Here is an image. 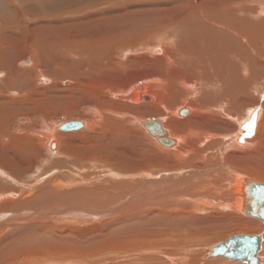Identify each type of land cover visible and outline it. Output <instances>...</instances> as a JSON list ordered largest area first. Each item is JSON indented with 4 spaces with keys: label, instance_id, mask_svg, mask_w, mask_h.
Instances as JSON below:
<instances>
[{
    "label": "rangeland",
    "instance_id": "rangeland-1",
    "mask_svg": "<svg viewBox=\"0 0 264 264\" xmlns=\"http://www.w3.org/2000/svg\"><path fill=\"white\" fill-rule=\"evenodd\" d=\"M47 1L49 0H0V182L4 186L3 190L20 192L32 202L28 204V208L9 211L10 214H21L22 216V218H17L19 223L11 224L14 228L2 227V231L0 227V264H243L225 258L207 256L210 248L234 235L259 236L262 244L264 229H259V225L264 226V222L251 218L240 209L235 214L227 210L217 212L216 216L208 215V217H205L207 214L204 212L199 215L195 214L197 217L204 218L201 220L195 217L194 221L186 220L182 211L172 212L174 216H183L171 224L174 229L172 236L166 231L170 226L169 223H161L159 229L166 227V230L157 232L151 226L153 222L139 221L136 219L137 216L132 217L131 211L126 212L127 218L124 213L121 215L123 218L109 216L108 219L97 217L95 220L84 217L83 222H73L74 225L58 221L57 223L56 220L53 223L51 220L43 222L36 219V212L58 207L59 204V207L75 205L78 208L81 204V207L89 210L92 205L89 206L86 202L87 197H93L88 200H99L102 196L106 198L107 195H111L109 198L115 199L120 195V198L121 194L126 195L124 193H127L128 188L131 195L141 187L137 185L129 187L126 182L131 185L134 182H143L141 178L144 174H140V177L135 173L136 171L143 172L151 165L174 166L177 164L176 161L170 162L172 159L168 156L172 154L168 151V149L171 150L172 145L165 146L150 141V138L158 136H150L139 122L141 120H161L162 122L164 118V124L161 123V126L167 138L171 140L177 138L175 133L177 132L190 138L194 144L190 143L189 146L195 147L197 137L201 135L195 129V124H192L195 121L196 109H198L195 106L200 99L197 95L213 88L210 82L201 84L202 82L192 75L168 66L165 58L156 59L154 57L165 53L162 46L170 50L169 47L173 48L172 45L178 42V37L184 36V33L174 26L168 25L145 34V40L148 43L156 40L161 42V44L157 42L161 54L127 56L129 58L126 61L118 54L115 55L114 51L110 52L108 43L103 41L104 35L118 31L115 19L120 12L124 9L129 12L136 8L127 5L125 0H91L92 3L93 1H107L110 5H93L94 8L83 10L80 13L74 11L77 5L68 7L71 9L63 8L64 5L57 6L52 10L53 7H50V4L53 0L48 2L50 4ZM195 1L197 3L200 0ZM195 1L193 0L194 3ZM235 2L242 8L252 7L256 3L260 7L264 5V0H235ZM85 3L81 5L86 6ZM137 7L142 9L144 6L139 4ZM66 11L73 13L69 14ZM70 25L72 28L68 30ZM248 30L255 33L253 26ZM144 32L145 26L141 25L138 33L143 34ZM159 34L164 35L165 41L158 37ZM143 41L144 38L141 35H134L129 39V46L134 48L137 44L141 45ZM169 41L172 42L169 43ZM56 45L61 49L59 47L57 49ZM104 45L107 46L106 49ZM236 46L239 51L241 49L245 53L249 51L252 62L256 63L252 66L255 70L252 76H245L244 79L237 76L231 77L224 80L226 85L220 87L226 93H230L226 87L234 88L235 91L240 89L237 97L244 103L238 111L244 116L239 115L236 118L235 124H238L246 117L248 119L250 110L252 111L258 105H260V111L261 108L263 109L264 102L260 103V95L264 93V70H262L264 45L260 47L263 50L260 52L256 50L257 48L247 45L245 41L242 43L237 41ZM97 50L101 53L100 59L96 56ZM236 54L238 56L236 57L237 66L229 65L230 69L223 67L224 73L221 75L227 76L233 69L237 74L248 75L242 54L241 56H239L240 53L236 52ZM258 60L262 63L260 64L262 68L256 66L259 65ZM194 61L188 63H194ZM211 64L207 63L208 66L205 69ZM237 78L248 83H244L242 87L238 84ZM205 79L208 77L206 76ZM150 81V86H153L150 87L149 93L154 97L152 100L147 101L140 98L138 101L134 99L128 101L123 97L124 94H131L136 88ZM155 85L160 89H156L158 87ZM233 94L230 93L227 97ZM150 105L157 107L158 112L148 114ZM183 108H188L190 111L188 112L187 109L185 114H179L178 110ZM138 109H144L145 112L138 113ZM175 111L176 114L172 115L171 113ZM205 113H216V110L214 108L208 111L206 108ZM215 116H220V114ZM74 120L82 121L86 126L79 129L80 131L63 132L59 130L58 126L62 123ZM166 122H169L171 128L177 131L164 127ZM256 123L258 124V117ZM235 124H231L232 126L228 128L221 126L222 129H219L217 134L232 137L237 129ZM214 127L212 123L210 128ZM49 133L55 138L56 145L58 143L57 149L53 151L47 145ZM258 134L255 126L254 134L249 141L256 139ZM245 140L248 141L247 138ZM237 143L241 146L239 141ZM157 145L165 151L159 149ZM229 152L235 160L243 159L238 151ZM246 162V159L240 160V166L235 165L239 169L236 171L249 179L253 177L251 180L264 183V180L255 178L246 172L244 165ZM4 164H10L11 167ZM213 169L221 170L218 167ZM206 171V175H212L211 170ZM153 172H157V169H150V173ZM131 173L139 176L133 179ZM144 179L145 182L152 181L148 178ZM103 188L108 190L105 189V191ZM94 189L97 190L93 192ZM101 191L106 195L102 194L100 197ZM53 193H58V199L48 202L50 205L47 207L42 199ZM11 198L16 201L21 198V195H14ZM109 198H102L105 204L102 207L93 206L91 210L99 213L101 208H105V205L111 202ZM65 201H71V203H65ZM97 203L100 202L97 201ZM26 213H29L31 220H27L28 217L25 218ZM32 216H35L34 219ZM74 217L77 218V215ZM20 223L23 226L27 225L28 247L24 248L12 239H7L2 243L1 240L9 238L11 234L19 238L27 235L24 231L25 227L24 229L15 227ZM166 234H169V237ZM261 244L257 254L259 264L264 263V242Z\"/></svg>",
    "mask_w": 264,
    "mask_h": 264
},
{
    "label": "bare ground",
    "instance_id": "bare-ground-1",
    "mask_svg": "<svg viewBox=\"0 0 264 264\" xmlns=\"http://www.w3.org/2000/svg\"><path fill=\"white\" fill-rule=\"evenodd\" d=\"M100 1H102V0H100ZM132 1L133 0H129V1L125 0L127 5L132 6V7H136V8L134 10L129 11V12H126V9H124L122 12H120V15L117 16L115 19L118 31L112 32L111 34L109 33V35H104L105 38L103 41L108 43V48L110 47L109 49H111L110 52L114 51L115 55L118 54V56L120 58L126 59V61H127V59L130 56H138V55H149L150 56L151 55L150 53H154V54H161L162 53L160 48H158V45L161 44L160 41L156 40L155 42L148 43L145 40V34L149 31H153L155 29H160V28H163V27L169 25L170 27H172V26H174V28L176 27L177 29H179L181 32L184 33V36L180 35L178 37V42L176 43V45L175 44L172 45L173 48L169 47L170 50H167L166 47L162 46L165 53L162 56H154V57L156 59H159L160 57H163V59L165 58V60L168 63L167 64L168 66L178 68L179 69L178 71H181L187 75H192L198 81L200 80L202 82L201 84H206V82H210V85L213 87L210 91L204 90V91H202L201 94L197 95L200 97V99L197 102V105L195 106L198 109H196V115H194L195 121L192 123V124H195V129L198 130L197 132H200V134H201V135H198V137H197V140H196L197 145L195 147L189 146V145H191L190 143L194 144V142H192V140L190 138H186L184 135H181V134H178L177 132H175L177 138H173L174 140L172 139L173 143H172V146L170 148L171 150L168 149V151L172 152V154H168V156L172 159V160H170V162L176 161L177 164H175L174 166H165V165L154 166V165H151V166L146 167L143 170V172L134 170V172L136 171L135 173H137L139 175L144 174L143 177L141 178V180L143 179V182L135 183L133 181L134 184H132V185L129 182H126V184H129L128 185L129 187H134L137 185V187H141V189H138L137 191L132 192L130 195L129 188H128L127 189L128 191L126 190L127 193H124L126 195L123 196L120 192V194L122 196V197H120L121 199L119 198L120 195H118V196L116 195L118 198L116 197L115 199H110L109 197L111 195H107L106 198H104L102 196L103 191H101L102 193H101L100 197L101 196L102 197L99 200L96 197H95V199H97V200H94V199L88 200L89 198H93V197H87L86 202L88 203L89 206L92 205V208H93V206L102 207L103 204H105L103 199L109 198V201H111L110 203H112V205L110 203L106 204L105 208H101L100 212L99 213L97 212L98 213L97 215L93 214L96 212L92 211L91 210L92 208L87 210L86 208L81 207V204L79 205L80 206L79 208L75 205H73V206L66 205L68 207H63L64 205H61V207H59L60 206V204H59L58 207L48 208V210H45L43 212L38 211V212H36V214L39 215L40 213L45 212L49 216L47 218L42 217L41 220L43 222L51 220L54 223L56 220V222L57 221L58 222H64V224L65 223H68V224L72 223L74 225L75 222H77V223L83 222L85 220L84 217L93 218L95 220L97 219L98 216H108V217L114 216V218L116 216L117 217L120 216L123 218V216H121V215L124 213V214H126L125 216L127 218L128 215L126 212L131 211L130 213H132V217L137 216L136 219H139V221H147L148 223L153 222V224L151 226L154 227L157 232H160L159 230H163V231L166 230V227L159 229V226H161V223H163V222L169 223L170 226L167 227L166 231H168L170 236H172L174 234V229L172 228L171 224L174 221H176L178 218H183V216L178 217V216L172 215L171 214L172 212H178L179 213L180 211H182V212H184V215L187 218L186 220H190V221H194L195 217L197 219L202 220L204 217H197L195 214L199 215L200 213H203V212H204V214H207V216H205V217H208V215L209 216L210 215L216 216L217 212H221L224 210H227L228 212H233V214L237 213L238 209H240L241 211L244 212L245 206H246L247 184L249 181H251V179L253 177L251 179H249V178L245 177L244 175H241L240 174L241 172L239 173L236 171L239 169L236 168L235 165L240 166V164H239L240 160L243 161V159L244 160L246 159L247 162L244 164L245 168H246V172L255 176V178L264 180V104L262 105L263 109L261 108V111H260V107H259L260 105H258L256 107V108H258V112H259V113L257 112V116H256V119L258 117V124L256 123V131L259 132L258 137L254 140H251V141H249V139H248V141H246L244 138L242 140V142H240V144H241V146H240L237 143L238 136H240L239 127L244 121H247L249 119L250 115L252 114V112L256 108L253 109L252 111L250 110L248 119L246 117L243 122H240V123L237 122L238 124H235L237 121L236 118H238L239 115H241V117L244 116V114H242L238 111V109L244 103L243 101L239 100L237 97L238 94H240V89H237V91H238L237 92L234 90V88L226 87L230 91V93H234L233 96L227 97V96H229L230 93H226L220 87L222 85H226L224 80H228L231 77L237 76V77L244 79L245 76H252L254 74L255 70H253L252 66H254L255 62H252L253 60H252V57H250V55H249V51H248V53L246 52L247 54L245 53V51L243 49H241V51H239L237 49L236 42L239 41L240 43H242L243 41H245L247 45H250L252 47L257 48L256 50H258L259 52H260V50H262L260 47H262V44L264 45V5H262L260 7L258 5V3H256V5H252L249 3L250 5H252V7L248 6L249 8H246V7L242 8L239 4H236L235 0H200L197 3L195 0H194L195 3L193 2V0H145V1L134 0V2H132ZM48 2H50V0L47 1V3ZM84 2H86L85 3L86 6L81 5ZM241 3L243 4V2H241ZM48 4H50V3H48ZM98 4H100L101 6L110 5V3L107 1H105V2L93 1V3H92L91 0H55V1L53 0L52 3L50 4V7H53L52 10H54V7H57V6H63L64 5L63 8H68V7H71V5H77L76 7L74 6L75 7L74 11L76 13H80L83 10H88V9L94 8L93 5H98ZM139 4L143 5L144 7L142 9L140 7L138 8L137 6ZM147 5H148V7H146ZM63 8H61V9H63ZM68 9H71V8H68ZM244 10H246V11H244ZM48 12H50V11H48ZM66 12H68L69 14L73 13V12L71 13L70 11H66ZM55 15H56V13H55ZM62 15L64 16V14H62ZM259 15L262 16L263 18L262 17L260 18ZM45 17L47 18V16H45ZM59 17H60V15H59ZM49 18H50V16H49ZM249 18L251 20H249ZM168 22H170V23H168ZM166 23H168V24H166ZM164 24H166V25H164ZM141 25L145 26V32L143 34L138 33ZM251 26L255 27V33L250 32L248 30L251 28ZM43 28H45V27H43ZM70 28H72V25H70V27H68V30H70ZM109 31H110V29H109ZM49 35H48V37H49ZM134 35H141L144 38V41L141 45L137 44L133 48V47L129 46V39ZM163 36H160V34L158 35V37H161V39L162 40L164 39V41H165L166 38H164ZM86 38H88V37H86ZM45 42H47V41H45ZM157 42H159V44ZM166 42H168V41H166ZM171 42L172 41H169V43H171ZM107 43H106V45H107ZM52 44H53V42H52ZM52 44H50V45H52ZM106 45H104L105 49L107 47ZM153 46H155V47L153 48ZM53 47H55V46H53ZM58 47L59 46H57V49H58ZM137 47H138V49H136ZM243 47L245 48V46H243ZM108 48H107V50H109ZM238 48H239V46H238ZM249 48L251 49V47H249ZM57 49L55 48V50H57ZM118 51H120V52L118 53ZM96 52H97L96 56H97V58H99L101 53L98 50ZM236 52L238 54L240 53L239 56H241V54H242L241 57L245 60V63L247 66L246 70L248 71L247 72L248 75H241V73L237 74L236 70H234V69L229 71V74L227 76L221 75V73H224L223 67L224 68L229 67V69H230L229 65H231V66L236 65L237 66L236 62L238 61V59L236 61V57H238V56H237ZM105 53H106V51H105ZM227 53H230V54H227ZM131 54H133V55H131ZM127 56H129V57H127ZM241 57H239V58H241ZM130 60H132V59H130ZM130 60H128V61H130ZM193 60H195L194 63H188V62H191ZM200 61H201V64H199ZM154 63L156 64V61ZM207 63H210V64L214 63L215 65L213 66V64H211V66L209 68L205 69V67L208 66ZM258 63H259V60H258ZM260 64H262V63H259V65H256V66L262 68V65H260ZM262 70H264V67L262 68ZM77 74H79V73H77ZM206 76L208 77V79H205ZM155 79H156V77H155ZM243 79L242 80L239 78L236 79L239 82L238 84H241L242 87H243L244 83L247 82V81L245 82V80H243ZM156 81H157V79H156ZM211 82H212V84H211ZM150 83H151V81L146 83L144 86H140V88H136L135 91H133V93H131V94H129V93L124 94L123 97L125 99H127L128 101H130L132 99L138 101L140 98H143L147 101L152 100L154 97H152L151 94H149V93H150V87H153V86H150ZM188 86H189V84H188ZM156 87H158V86H156ZM263 87H264V85H263ZM156 89H160V88L158 87ZM136 93H137V96H136ZM249 96H250V94H249ZM252 96H253V94H252ZM191 106L193 107V105H191ZM1 107H3V105ZM4 107H7V105H4ZM192 107H190V108H192ZM135 108H137V107H135ZM146 108H147V106L145 107V109ZM206 108L208 111L215 108L216 113L207 114V113H205ZM156 109H158V108L157 107L154 108V106L150 105V108L148 109L149 111L147 112V110H146V112L148 114H149V112H158ZM187 109L186 108L180 109V110H178V113L180 114L181 111H185V113H186ZM135 110L137 111V109H135ZM141 111H142V113H143V111L145 112L144 109H142V110L138 109V113H141ZM176 111L171 113V114L172 115L176 114ZM189 111H190V109H188V112ZM219 114H220V116H215V115H219ZM159 121H160V125H162L161 123H163V121H165V119L162 118V122H161V120H159ZM68 122H74V123L80 122V126L75 130H67V131L63 130V132L77 131V130L83 128V126L85 125V123H83L82 121H79V120L68 121ZM145 122H146L145 120L144 121L141 120L139 122L140 125L142 124V126H143L142 128L144 129V131L146 129L144 126ZM64 123H66V122H64ZM64 123H62V124H64ZM212 123H214L216 128L215 127L210 128V125ZM206 124H207V127H206ZM231 124H233V125L235 124L237 126L236 132L232 137L229 138L228 136H219V134H217L218 130L222 129L221 126L222 127L227 126L226 128H228ZM165 125L166 126H164V127H169L170 129L177 131L176 129L171 128L169 122H166ZM58 127H60V125ZM217 127H220V128H217ZM6 128H7V126H6ZM226 128H225V130H226ZM166 130H168V129H166ZM230 130H228V131H230ZM147 131L149 132V130H147ZM168 133H169V130H168ZM256 134H257V132H256ZM149 135L155 136L151 132H149ZM170 135H171V133H170ZM224 135H226V134H224ZM157 138L158 137L150 138V141L160 143L159 138L158 139ZM48 139H49L48 144H47L48 148L49 149L52 148V151L57 149L56 147H57L58 143L56 145L55 138L51 135V133H49ZM157 147L159 149L165 151L163 148H161V146L157 145ZM173 147H175V148H173ZM229 151H238L239 154L241 153L243 159H240V160L236 159L235 160V158H232ZM233 154H234V152H233ZM236 157H237V155H236ZM256 157H258V158H256ZM90 164H91V162H90ZM4 165H6L7 167H11L10 164H4ZM4 165H3V167H4ZM106 167H108V166H106ZM214 167L221 168V170L220 169L215 170V169H213ZM104 168H105V166H104ZM136 168H137V166H136ZM150 169H152V170L157 169V172H153L151 174ZM91 170H93V169H91ZM206 170H209V171L211 170L212 175L211 176L206 175L205 174V173H207ZM161 173L166 174V175H162ZM137 174L134 176V173L133 174L131 173L130 175H133L132 178L134 179V177L139 176ZM12 177H14V176H12ZM140 177H141V175H140ZM144 178L151 179L152 181L151 182H145ZM81 181H82V179H81ZM255 182H258V181H255ZM259 183H261V182H259ZM122 184H123V182H122ZM82 185L84 186V184H82ZM87 185H88V183H87ZM123 185L125 187V184H123ZM113 187H114V185H113ZM80 188H82V187L80 186ZM135 188H134V190H135ZM3 189H4V186L0 182V227L1 228L2 227L9 228V227H13L11 224L15 225L16 222L19 223V220L17 218H22L21 214L14 215V214H10L9 211L12 212V210H15L18 208H20V209L21 208H28L29 207L28 204L30 205L32 202L30 201L31 199L29 200L27 196H24V194H21L20 192L16 193L12 190L8 191V190H3ZM85 189H86V187H85ZM105 189H107V188H105ZM96 190L94 189L93 192ZM57 194L58 193H53V194H51V196L44 197V199H42V202L45 203L48 207L50 205V203H48V202L53 201V199H58ZM14 195H17V196L21 195V198L19 200L17 199L15 201L13 198H11V196H14ZM64 195L66 196L67 194H64ZM81 195H84V194H81ZM69 197H71V195H69ZM114 197L115 196H113V198ZM62 198H63V195H62ZM68 199L70 200V198H68ZM66 200H67V198H66ZM78 200L80 201V199H78ZM118 200H120V201H118ZM33 201H34V199H33ZM61 201H63V200H61ZM97 201H99L100 203L96 204ZM63 203H64V201H63ZM65 203L70 204L71 201H65ZM95 210H97V208ZM215 211H216V213H213ZM61 212H62V215H61ZM28 215H29V213H26L25 218L28 217ZM74 215H77V218L74 217ZM34 217H33V219H34ZM27 220H28V218H27ZM90 220H92V219H90ZM92 222H93V220H92ZM77 223H76V225H77ZM19 225L15 226V227H21V228L25 227V229H26L27 225L23 226V224H21V223ZM145 226H147V225H145ZM148 226H150V224ZM25 229H24V231H25V233H27V235L24 237L25 239L22 238V236L19 238V237H16L14 234L13 235L11 234L9 236V238H7V237L3 238V239L1 238L2 239L1 242L3 243L7 239H12L13 241H17V243L21 244L22 247H24V248L28 247V229H26L27 231ZM63 229H65V228H63ZM259 229L263 230L264 226L262 224L259 225ZM1 230L3 231V228ZM19 230H21V229H19ZM21 232L22 231H19V233H21ZM21 234H23V233H21ZM169 234H166V235H168L167 237H169ZM46 235H48V233ZM49 235H50V233H49ZM263 236H264V234H263ZM160 237H162V236H160ZM50 238H51V235H50ZM192 239L194 240V237ZM263 242H262V244H263ZM0 245H1V243H0ZM2 246H5V244H2ZM6 247H7V244H6ZM9 250H10V248H9ZM258 264H259V260H258ZM261 264H264V263H261Z\"/></svg>",
    "mask_w": 264,
    "mask_h": 264
},
{
    "label": "water",
    "instance_id": "water-1",
    "mask_svg": "<svg viewBox=\"0 0 264 264\" xmlns=\"http://www.w3.org/2000/svg\"><path fill=\"white\" fill-rule=\"evenodd\" d=\"M264 101V93L260 95V103ZM258 108H256L249 119L240 125L239 130L242 131L240 136H238V141L242 142L245 138L249 139L253 136L255 126H256V116ZM185 111H181L180 114H184ZM80 126V122H66L60 125V131L75 130ZM144 126L149 132L155 136L160 137L159 142L165 146L172 145L173 141L167 138L165 131L160 125V121L152 120L146 121ZM97 215L98 213H93ZM244 214L250 216L251 218L257 219L264 222V183L255 182L253 180L249 181L247 184L246 192V206ZM62 215V212H61ZM42 217H49L45 212L36 214V219H42ZM97 217V216H96ZM106 217L108 216H98ZM27 218V217H26ZM28 220H31L28 215ZM260 248V237L250 236V235H234L223 242L212 247L208 252L209 257H220L225 258L234 262H242L243 264H258L257 254Z\"/></svg>",
    "mask_w": 264,
    "mask_h": 264
}]
</instances>
